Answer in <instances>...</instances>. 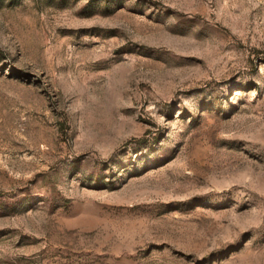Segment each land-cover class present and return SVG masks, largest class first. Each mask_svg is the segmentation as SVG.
<instances>
[{"label": "rangeland", "instance_id": "374dc122", "mask_svg": "<svg viewBox=\"0 0 264 264\" xmlns=\"http://www.w3.org/2000/svg\"><path fill=\"white\" fill-rule=\"evenodd\" d=\"M0 264H264V0H0Z\"/></svg>", "mask_w": 264, "mask_h": 264}]
</instances>
